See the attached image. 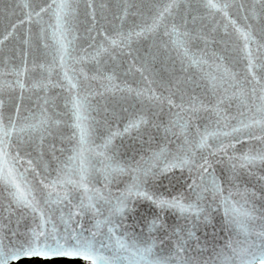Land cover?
Masks as SVG:
<instances>
[{
	"label": "snow or ice",
	"instance_id": "obj_1",
	"mask_svg": "<svg viewBox=\"0 0 264 264\" xmlns=\"http://www.w3.org/2000/svg\"><path fill=\"white\" fill-rule=\"evenodd\" d=\"M44 13L54 23H46ZM234 17L242 18L243 23H238ZM250 20H255L258 26L254 28ZM229 26L243 43L242 59L247 72L244 80L236 82L242 85L240 103L236 115L231 118L221 115L222 98L216 94V77L207 73L201 77L211 81L215 99V104L211 101L205 104L189 94L190 90L183 85L194 82L180 80L176 69L177 63L181 72L186 66L201 67L202 63H207L198 60L193 49H198L201 43L207 47L209 40L221 53V61L233 56L237 49L231 44ZM18 27H26V30L19 31ZM77 32L89 42L88 47L94 49L90 57L95 60L96 71L102 67L97 57L103 52L111 58L109 48L115 47L121 66H126L124 77L136 84V88L128 83L121 87L110 85L114 93L119 91L121 95L112 98L114 106L104 107L102 116L101 107L90 102V86L85 82L78 87L74 82L77 69L72 66L89 58L74 55ZM49 33L53 44L43 45L41 55L45 60L38 63V48L33 40H44ZM163 36L169 40L165 41ZM133 37L137 38L135 44ZM140 37L145 39L140 40ZM252 43H256L258 52L264 53V0L249 5L235 0H113L107 5H97L91 0H85L83 5L77 0H45L42 4L38 0H0V77L14 75L20 89L17 96L15 87L8 80L0 79V264H14L32 257L79 258L87 264H264V210L257 216L254 206L237 207L233 202L231 215L226 209L229 224L238 229L237 235L242 234V238L235 242L230 240L208 259L186 254L188 240L195 238L193 229L197 225L188 229L186 235L181 229H175L171 234L176 237L174 251L165 255L163 250L157 251L155 238H142L127 231L128 225L124 223L133 195L153 201L161 208L199 213L205 193L213 196V203L217 194H223L213 163L228 161L232 172L230 181L236 178L237 167L247 168L257 162L264 166V56L259 57L257 63L249 47ZM26 47L33 53V67L38 66L47 73L56 67L62 70L67 81V103L71 105L69 119L74 129L71 137L57 127L60 124L55 119L57 114L49 115L46 109L22 110L25 85L20 77L29 72ZM211 55L216 57L217 52ZM215 66L222 67L221 64ZM223 72L225 76H232L227 68ZM84 79L88 80L87 75ZM107 79L112 81V75ZM243 85H247L246 90ZM153 86L160 90L159 95L153 91ZM172 97H177L179 103H174ZM165 101L169 107V121L164 131L183 138L177 148L169 150L165 146L146 160L142 157L143 163L137 162L132 169L135 175L126 194L111 198L90 188L96 178L90 175L92 166L85 156L88 137L91 134L102 136L109 122L119 118L117 109L123 111L125 104L139 106L141 113H155L163 112ZM172 108L180 111L173 112ZM204 111L210 112L209 122L203 129L197 127L195 133L190 134L189 120L199 119ZM211 114L218 119L212 121ZM228 119L235 124L221 126V120ZM143 123L144 116L140 115L128 127L138 128ZM77 132L78 143L71 144ZM113 135H107L101 147L107 148ZM46 138L50 158H46ZM57 138L69 141L67 148L59 149L61 156L56 155L55 145L51 143ZM210 140L215 141L216 147L209 143ZM245 140L255 141L259 146L239 157L229 155L228 149L235 152V145ZM65 152L71 155L63 156ZM101 155L105 163L100 171L105 181L118 179L117 174L123 172L124 167L113 157ZM217 155L219 160L215 159ZM160 161H163L162 167ZM172 169L188 170L191 179L188 188L196 197L195 202L155 198L146 190L151 180ZM73 176L78 178L73 179ZM37 178L39 183L35 184ZM57 215L62 229L57 226ZM86 217L88 228L84 227ZM26 219L34 226L20 231ZM257 220L260 221L258 226ZM156 224L154 220L150 232L156 229Z\"/></svg>",
	"mask_w": 264,
	"mask_h": 264
},
{
	"label": "water",
	"instance_id": "obj_2",
	"mask_svg": "<svg viewBox=\"0 0 264 264\" xmlns=\"http://www.w3.org/2000/svg\"><path fill=\"white\" fill-rule=\"evenodd\" d=\"M41 4L45 0H38ZM51 2V0H47ZM81 5L85 3V0H77ZM91 2L100 4H110L113 0H91ZM236 3H245L246 5L258 3V0H235ZM83 11V8H81ZM46 23L52 22L47 13L42 14ZM238 20V23H243L242 18L234 17ZM254 28L257 25L255 20H250ZM227 23V21H224ZM19 31H25L26 27L20 28ZM223 28H221V33ZM229 33L232 34L231 44L237 49L236 53L229 59L221 61L219 59L218 49L215 44L209 40L208 46L205 47L203 43L200 44L198 49H193L195 57L201 61H207V63H202L201 67L192 65L191 67H185L181 72L179 71V64H176L177 77L180 80L193 81L192 84L183 85L188 88L189 94L198 98V101H202L208 104L211 101L215 104V99L212 96L211 81L208 79H202L204 73L209 74V76L216 77V94L222 98L220 108L222 109L221 115L228 116L229 118L236 115L237 105L240 103L239 92L242 85L236 83L238 81L244 80L246 72V63L242 59L243 57V43L239 41L235 36L234 30L229 26ZM76 46L77 51L74 55L78 56H88L89 58L83 59L78 64L72 67L76 68V78L74 82L77 83L78 87L83 85L85 82L90 86V91L92 95L89 97L90 102L94 105L101 107V116L103 115V108L114 106L115 101L112 99L114 96L119 97L121 93L119 91L113 92L112 87H121L124 83L132 88H136V84L132 82L131 79L124 77V71L126 66H121L119 60L117 59L119 52L115 47H110L111 58L107 53H101L97 59L101 61L102 67L100 71L95 70V60L91 59L90 54L94 51L93 48H89V42L80 36V33L76 34ZM140 40L145 39L140 37ZM165 41H168L167 36H163ZM257 39L259 36L257 34ZM48 44L51 46L53 41L51 39V34L49 33L44 40L35 41L33 40L34 46L38 48L36 53L37 62H44L45 57L41 55L44 51L43 45ZM132 43H137V38H132ZM252 50L254 58H257V63H259V57L264 56V53L257 51L256 43L249 45ZM29 52L28 55V67L29 72L27 76H21L20 79L25 85L24 95L25 99L22 103V110L27 108L32 111H40L46 109L49 115L53 113L57 114L55 119L60 121L59 127L66 136L71 137L74 129L71 127V117L69 95L67 91V81L63 77L62 70L59 67L53 68L51 73L43 72L38 66L33 67V53L30 48L26 47ZM217 52V56L213 57L211 54ZM203 53V55H202ZM240 57L241 59H237ZM19 55L17 56V63H19ZM221 64V68H217L215 65ZM2 66V65H0ZM139 67V66H137ZM227 68L232 76H225L223 69ZM80 69L83 71L81 72ZM43 72V76H42ZM72 75V72H69ZM112 75V81L107 79L108 75ZM87 75L88 80L85 81L84 77ZM96 77L95 79H92ZM233 77L234 81L233 82ZM251 79L250 76L247 77ZM0 79L8 80L14 87L16 95H20V89L16 85V77L14 75H7L0 77ZM37 84L39 86H37ZM63 84L64 87L61 88L60 85ZM201 85L197 88L195 85ZM110 85L112 87H110ZM247 88V85H243ZM153 91L156 95L160 94V90L153 86ZM151 95V92L147 93ZM174 103H179L177 97H172ZM106 101L108 102L106 104ZM67 103V106H66ZM55 105V107H53ZM123 111L119 108V118L110 121L107 128L103 130V135L91 134L88 137V141L85 144V156L88 163L92 166L90 169V175L95 177L93 183L89 185L90 188L100 190L104 195H110L111 198H116L121 196V194H126V189L128 185L132 182V177L135 173L132 169L135 167L137 162L143 163L142 157L146 160L152 155L154 151H158L162 147H167L169 150H175L182 142V137L177 135H172L171 133H165L164 125L168 124L169 107L165 101V107L163 112L156 111L143 112L141 113L139 106L137 105H123ZM173 112H179L177 108H172ZM23 114V111H22ZM93 115H96L93 113ZM140 115L144 116L145 123L141 124L138 128H129L128 125L131 121L137 119ZM182 115L187 118V114ZM210 116L209 111H204L200 113L199 119H192L188 122V131L190 134H194L197 127L203 129L204 125L209 122L207 117ZM99 118V117H98ZM218 119L214 114H211V120L215 121ZM227 123L229 126L235 124V121L228 119L227 121L221 120V126ZM160 126L159 128L157 126ZM215 126V125H213ZM178 132V129H177ZM110 133L114 134L112 138V143L108 145L107 148L101 147L104 144V138ZM79 133L71 139V144L78 143ZM46 158H50V154L47 152V144L49 141L46 138ZM55 145V151L57 156H61L59 149L67 148L69 141H60L59 138L51 141ZM210 144L216 147L215 141L210 140ZM258 143L253 141L249 142L247 140L240 144L235 145V152L228 149L229 155H235L239 157L243 153L247 152L250 148L258 147ZM104 153L107 156L113 157V159L120 165L124 167V171L118 173V179L105 181L104 175L100 171L101 167L105 163ZM71 155L70 152H65L63 156ZM212 159V157H210ZM215 159L219 160L220 157L217 155ZM161 167L163 166V161L159 162ZM213 169L215 170V176L218 179L220 187L223 190V194H217L215 197V202L213 203V196L209 193L204 194V199L200 204V212L191 211L181 213L179 209L173 207L161 208L153 201H150L144 197H137L133 195L129 200L130 210L126 212V219L124 223L128 225L127 231H132L140 235L142 238H148L151 236L157 240V251L163 250L162 254H170L174 251L175 239L176 237L171 235L175 229L179 228L186 235L188 229L192 228L193 225H197L193 229L195 232V238L188 240L187 247L189 252L186 254L192 256H198L203 259H208L213 257L214 251H219L223 248L230 240L235 242L242 238L241 235H237L238 229L234 225H230L228 217L225 215L226 209L229 210V215H231L232 203L235 202L237 207L244 205L246 207L254 206V211L257 216L261 215V210H264V166L260 165L258 162L255 165H249L247 168L237 167L236 178L232 181L229 177L232 175L229 163L226 159L221 160L219 163H213ZM210 172L212 169L209 170ZM251 172V174H250ZM31 178V177H30ZM73 179L78 177L73 176ZM198 180V178H197ZM35 184L39 183V178L34 181ZM47 183V180H45ZM191 183L189 179V173L187 169H172L169 172L163 173L155 180L149 182V186L146 189L150 195L155 198L164 199H183L185 203L195 202L196 197L192 195L189 191L188 185ZM42 188V186H40ZM39 191V189H38ZM78 194V193H77ZM190 198V199H189ZM245 201L248 204L245 205ZM207 217V220H205ZM57 226L62 229V225L59 223L57 215ZM156 221V229L150 232V226L153 221ZM259 220L255 221L258 226ZM31 220L26 219L20 225V231H24L26 228L33 227ZM89 219L86 217L84 219V227L88 228ZM162 226V227H161ZM14 227V225H13ZM7 239L5 244H7ZM33 258V257H32ZM24 259V258H22ZM20 259V260H22ZM44 259V258H41ZM54 259V258H49ZM79 259V258H77ZM20 260L14 262L16 264ZM82 260V259H81Z\"/></svg>",
	"mask_w": 264,
	"mask_h": 264
},
{
	"label": "trees",
	"instance_id": "obj_3",
	"mask_svg": "<svg viewBox=\"0 0 264 264\" xmlns=\"http://www.w3.org/2000/svg\"><path fill=\"white\" fill-rule=\"evenodd\" d=\"M16 264H87L81 259H68V258H54V259H41L38 257L24 258Z\"/></svg>",
	"mask_w": 264,
	"mask_h": 264
}]
</instances>
